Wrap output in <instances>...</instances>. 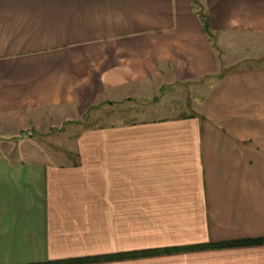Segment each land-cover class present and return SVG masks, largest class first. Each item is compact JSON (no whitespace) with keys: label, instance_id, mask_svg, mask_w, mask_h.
Masks as SVG:
<instances>
[{"label":"crops","instance_id":"crops-1","mask_svg":"<svg viewBox=\"0 0 264 264\" xmlns=\"http://www.w3.org/2000/svg\"><path fill=\"white\" fill-rule=\"evenodd\" d=\"M200 3L212 38L194 0H0V127L75 135L0 144V264H264V66L213 47L264 35V0ZM197 82L183 115L135 111Z\"/></svg>","mask_w":264,"mask_h":264},{"label":"rangeland","instance_id":"rangeland-1","mask_svg":"<svg viewBox=\"0 0 264 264\" xmlns=\"http://www.w3.org/2000/svg\"><path fill=\"white\" fill-rule=\"evenodd\" d=\"M195 6L199 8L201 13L205 14L204 7L200 3V0H194ZM236 41V42H235ZM216 44V43H215ZM223 47H216L218 59L220 60V65L222 70L221 75L227 74L229 72H234L236 70H244L256 67L264 66V35H244L243 33L238 36L237 40L234 38L231 42L223 44ZM197 83H187V84H175L169 85L168 88L165 86V91L160 92V100L158 102L155 99L154 103H145L143 107H136L135 111L138 109L142 111V116L155 118L157 117H167L175 115H183L188 110H191L192 104L190 101L194 94H197L196 86ZM153 107V109H152ZM93 114L101 113V110L94 109ZM92 114V115H93ZM89 116V117H88ZM84 117V120L78 125L79 129L84 126L94 125L90 120V115L88 114ZM27 118V120L25 119ZM18 118V117H17ZM42 124L32 123L31 117L21 115L18 122L11 129L5 126L0 127V144L4 148L16 152V148H38L42 149L49 154L54 156L55 152L59 150H66L71 147L72 139L75 135H59L58 129H56L55 123H49L48 118H41ZM29 119V121H28ZM102 121V120H101ZM14 125V124H13ZM38 126V127H37ZM68 126V125H66ZM65 130V126L63 128ZM17 135H6L14 133ZM24 145V146H23ZM6 149V150H7Z\"/></svg>","mask_w":264,"mask_h":264},{"label":"trees","instance_id":"trees-1","mask_svg":"<svg viewBox=\"0 0 264 264\" xmlns=\"http://www.w3.org/2000/svg\"><path fill=\"white\" fill-rule=\"evenodd\" d=\"M200 16H201V19H202L201 22H203V26H204V30H205L206 34H208L210 36V38H212V34H210V31H209V22H207L208 21V17L205 14H203V13H201ZM213 47L216 50H218V48L216 47L215 43H214ZM262 243L264 244V239H262V240H253V241H250V242H246L244 244H262ZM242 244L243 243L226 244V245L225 244H221V245H216L214 247L218 248V247H226V246L242 245ZM59 264H61V263H59Z\"/></svg>","mask_w":264,"mask_h":264}]
</instances>
